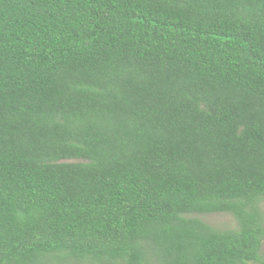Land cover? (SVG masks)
<instances>
[{"label":"trees","instance_id":"16d2710c","mask_svg":"<svg viewBox=\"0 0 264 264\" xmlns=\"http://www.w3.org/2000/svg\"><path fill=\"white\" fill-rule=\"evenodd\" d=\"M263 208L264 0H0V264H264Z\"/></svg>","mask_w":264,"mask_h":264},{"label":"rangeland","instance_id":"374dc122","mask_svg":"<svg viewBox=\"0 0 264 264\" xmlns=\"http://www.w3.org/2000/svg\"><path fill=\"white\" fill-rule=\"evenodd\" d=\"M264 211V208H263ZM199 219L203 220L205 223L210 225L212 228L216 230H235L238 228V223L235 218L230 214H207L198 216ZM263 260H264V245L262 250ZM262 264V263H257Z\"/></svg>","mask_w":264,"mask_h":264}]
</instances>
